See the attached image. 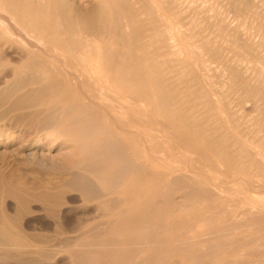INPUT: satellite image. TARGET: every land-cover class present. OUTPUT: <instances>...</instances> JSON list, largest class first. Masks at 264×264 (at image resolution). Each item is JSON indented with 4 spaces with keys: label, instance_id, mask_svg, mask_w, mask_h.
<instances>
[{
    "label": "bare ground",
    "instance_id": "6f19581e",
    "mask_svg": "<svg viewBox=\"0 0 264 264\" xmlns=\"http://www.w3.org/2000/svg\"><path fill=\"white\" fill-rule=\"evenodd\" d=\"M80 1L82 0H0V34H5L4 36H0V40H3L0 42V85L4 84V86L2 87L1 85L2 88H0V105L4 103L6 99H8L7 105L3 110L0 111V119L3 120V117L7 113L13 112L14 110H23L24 108L27 109V107L34 106L40 100V102H42L45 101L47 97L50 99L52 96H54L58 105H48V107L45 108L49 100H46L47 102H43L45 105L41 103L47 110H45L46 112L43 113L44 115L42 114L43 116L40 119L41 121L38 120L40 123V130L41 128L44 130L53 126L55 124V120L58 118L59 121L62 120L63 122L60 123L59 121H56V123H60L59 126L61 124L74 125L76 131L78 130L80 133H82L81 135L84 136V134H86L90 136L89 138L93 137L95 139H93L95 144L93 142L90 143V140V144L88 145L94 144V146L96 145V147H100L99 153L97 154L102 156L99 157L102 158V160L100 159L102 164L100 167L92 166L90 168L94 171L95 175L97 174L96 179L99 177L100 180L101 177L102 180V177H107V179H103L105 181L107 180V182H103L104 184L101 185L102 187L100 186L101 188H98V190H100L98 196L104 195L107 197L109 195V197H107V200L102 197H100L99 200L97 196L95 197L98 199L96 202L97 204L99 202L102 203L101 201L104 199V202L102 203L103 206L105 205L106 208H110V212H108V209H106V212L109 214V217L108 214L106 215L109 218V220H107L108 226L106 223L103 225L104 227L106 225V231L105 229H102L105 231V234L100 235L98 234L100 231H98L96 233L98 235L97 237L92 238V236L89 235L91 237L90 239L83 240L82 242L73 245L70 244L69 247L71 249L67 246L68 248H64L63 251L67 252V249H70L68 252L73 257L72 260L73 262L75 261V264H189L188 262L190 261L187 260L194 262L196 261L199 262V264H205L207 261H209V263L215 261L214 259L210 258L211 256L206 257L209 254H204L206 251L209 253L211 249L210 248L209 251L206 250L207 248L205 245L204 246L206 249L205 252L203 251L204 253L202 255V250H200V247L203 248V245L201 244V246L200 243L202 242L201 240H203V233H206L207 230L205 232L202 230L203 228L200 229V227L208 223V221L211 220L213 216H215L214 214L217 210L215 208L220 206V202L222 201L221 199H224L223 201L227 202V206L230 204L229 201H232V205H239V209L238 207H234L235 210H239V213L247 214L255 211L256 215L261 214L262 217H264V198H259L252 195L253 192H251L252 194H249L251 188L257 192H264V137H261L262 139L260 138V135L264 133L262 132V127H264V54L258 56L254 54L256 53L254 52L253 54L256 55L258 59L255 60L260 64L255 65L253 63L256 61H253V66H249L251 64H243L242 59L244 58L241 59V56L239 59L242 60V63L239 61V59L237 60L233 58L230 60L231 56H229L230 61L227 59L228 56L223 58V54H225V52L221 53V50H219L223 59V71L221 75L226 79L225 80L222 78L223 80L221 81H223V84L227 85L228 87H232L233 82L242 84L238 88L242 89L244 92V98L250 99L253 105L256 107V111L259 115L255 118L253 117L254 115H251L252 117L249 119L250 117L247 118L245 113H242L245 115L236 113V110L234 109H238L239 107L236 108V106L234 109H232L234 105L232 106L229 104L230 100L228 102V99L226 98L227 93H225V91L223 92L222 90H216L210 92L208 86H211V81H214V79L211 78L213 77L212 74H210L211 72H208L209 67L205 64L204 57L202 59L203 52L200 53L201 56L199 55V57L196 55L198 58H196L195 55H192L196 58L194 59V57H191V60L192 58L196 60L195 62L193 60V64L192 61L190 62L187 59L185 60L183 58H177L176 60L170 56L173 58L170 60V63H173L166 67V62H164L163 59L166 58L167 60L168 57H160L158 60L157 52L156 56H151L152 54L150 53H152L154 50V45L156 42H158L156 40L160 34V32L158 34L156 27L160 26L156 25L159 22L155 23V20L153 21L154 17L151 19L150 15L154 14L156 16L158 13L160 14L158 8L157 10L159 12L157 13V10L149 6L151 4L148 5L146 0H93V2L88 5H86V3H89L90 1L87 2L86 0L85 3L83 0L85 5H81ZM147 1L152 3L149 0ZM239 1L241 0H238L237 3ZM247 1H244L248 3L247 6L252 1V4H255L254 0L250 2ZM260 1H262L264 4V0ZM129 2H132L133 4L136 3L137 6V2H140V6H138L139 9L132 7L134 10L138 9L134 12L135 17L132 16L133 14L131 15L133 9L132 11L126 10L127 4ZM157 2H159V0ZM167 2L170 1L167 0L166 3ZM205 2H209L210 4V1L208 0H171L170 13H172L174 19L176 18V20L179 22V17L182 15L187 14L191 16L190 21H188L189 16L187 18L188 20L186 19V22L188 21L191 25L187 28L189 30L188 32L185 31L186 29L183 26V28H181L184 29L183 31L180 28H176L174 26L176 29L174 31L172 30V32L169 34L170 39H172L170 45H172L175 54H181L183 52L186 55L187 52L186 47V52L183 49L184 47L182 48V45L184 44H180L179 41L181 40L179 39L178 41L176 34H185L182 36H187L185 38L189 40V35L186 34L203 35L205 34V31L202 33L203 30L208 29L211 34L213 33L212 35L215 38L216 29L223 36H228L235 31L236 35L232 34L234 38L229 35L231 39H235L234 42L244 38V35H238L241 29L238 30L239 27H237V29L236 26H233L236 23H229L230 20L227 15V11L223 10L224 7L222 10L220 9L222 6L221 1H217V3L221 5L219 8L220 10L216 9L217 7L215 8L216 1L215 5L211 2L209 8H206L208 4L205 5ZM242 2H239L240 5H242ZM136 4L134 5L136 6ZM216 6L219 5L217 4ZM238 6L239 5L236 6L237 9ZM243 6H246V4L242 5V7ZM256 6L259 5L255 4V7ZM261 6L263 7V5ZM261 6L259 8H261ZM242 7L239 6L237 12L244 8ZM259 8L256 10H260ZM208 10L211 12L207 13L206 11ZM243 10V12H246L245 8ZM262 10L264 9H261V11ZM165 12L166 10L162 13L165 14ZM256 12L259 15L258 17H262V19H264V11L261 13H259V11ZM256 12L254 13L257 14ZM238 13L240 14L242 12ZM250 13L251 12H249V14ZM159 14L157 16L160 17ZM168 16L166 18H168ZM184 17H186V15ZM243 17L240 20L239 16L238 20L243 22L246 20L245 18L243 20ZM254 17L251 16V18ZM142 19L147 22L146 25L139 24L143 22ZM182 19L183 18L180 20ZM256 21L254 18L253 22ZM262 21L264 23V20ZM153 22L155 23L156 27L153 25ZM173 22H175V25L176 23L178 25V22ZM173 22L171 21V24ZM182 22H184V20ZM240 22L239 24L244 26L243 23H245V21L243 23ZM254 24L253 28L251 29H254ZM258 25L260 26L261 23ZM258 25L257 28L255 26V32H260L258 33L259 35L261 34V31L259 30L262 28H258ZM239 26L242 27L241 25ZM169 28L170 27H168V29L166 28L167 31L170 30ZM243 29H245V27ZM237 31L239 32L237 33ZM251 33L253 34L254 32L251 31ZM10 34H17L21 36V44L24 49L19 50L17 55H14L12 53L13 51L10 50L12 40H14L12 39L14 36L12 37ZM81 34H85V36L86 34H89L88 37L90 34H93L94 39L92 38L91 40L89 38L82 37L83 35L81 36ZM99 34H112V41L110 43L106 42L105 38L98 36ZM245 36L247 35L245 34ZM163 37L166 38L168 35L165 36L164 34ZM230 37L228 38L229 40ZM160 38L161 40L163 39L162 37H159V39ZM201 38L203 37L198 39ZM192 40L186 42L193 44V41L197 39L194 38V40ZM210 40L212 41V39ZM246 40H250V42L246 41V44L251 48V51L264 48V34H261L259 41L256 40L255 42L253 39L254 42H251L250 36L249 38H246ZM203 42L204 46H207L205 39ZM224 42L225 41L220 44L224 45ZM235 43L233 44L235 45ZM201 44H203L202 41ZM162 45L167 46V44ZM196 45L199 44L196 43L193 48L196 49V47H198ZM234 45L233 48L235 50L236 47H234ZM189 46H191V44ZM202 47L203 45L201 48ZM213 47L214 46H212V48ZM201 48L198 49L197 52H199ZM207 48L208 49L205 50L209 51L211 49V54V52H213L212 48ZM245 48L247 47L245 46ZM202 49L204 50V48ZM243 51L241 49V52ZM251 51L249 49L247 52ZM188 53H190V50H188L187 54ZM215 53L216 50L214 55H216ZM191 54H194V51ZM188 55L191 56L190 54ZM218 57L217 58L220 60L221 56ZM253 57L256 58L255 56ZM187 58L190 59V57ZM246 60L247 59H244L245 62ZM13 62L16 63V65H11ZM72 62H75V64L78 65L77 69L79 68V72H75L69 68L70 63ZM160 63L163 65L160 66ZM218 63L221 64L220 61ZM219 67L221 66L219 65ZM210 68H212V66ZM218 68L217 71L220 69ZM31 70L37 72V74L33 76L30 74L32 72ZM85 80L94 84L96 88V93L94 92L95 94L87 93L88 91H86V88L89 87L84 89L83 85ZM215 83L216 82H214V84ZM32 84L36 85L35 88L33 87L34 89H25L26 91L22 93L19 92L20 94L17 92L21 90V88H26L25 86ZM217 85L216 89L220 87ZM233 87L235 89L237 88V86L235 87L234 85ZM16 92L18 93L16 96L12 95ZM233 92L235 93V91ZM239 92L240 91H238L237 96L235 95L236 97L241 95ZM228 93L230 94L232 92ZM46 94L50 95L48 96ZM213 94L216 96V98L210 96ZM10 95H12V97H10L11 100H9ZM14 96L15 98H13ZM54 97H52L50 101H53ZM97 97L101 99H98ZM232 97L230 99L235 98ZM107 98L109 99L107 100ZM238 99L241 100L240 98ZM56 101L54 102L56 103ZM137 102H142V106H139ZM241 102L243 101L241 100ZM242 105L244 104L242 103L241 106ZM248 105L251 106L250 104ZM35 107L36 106L32 108ZM37 107L39 109L42 107V105ZM240 109L243 108L241 107ZM19 110L17 111L19 112ZM35 110L30 111L31 113L37 114ZM41 110L42 108H40L39 113ZM251 111H253V113L255 112V110H252V108ZM14 113L16 115L19 114H17L16 111ZM25 113L23 112V114ZM26 114H28V117L31 115L29 112ZM21 115L19 116L21 117ZM260 115L261 117H259ZM10 117H14L13 120L16 119L15 116L12 117V114ZM10 117H8V119H10ZM7 120L5 121L7 122ZM17 120L18 118L16 121ZM10 121L12 123L11 119L9 122ZM23 122L24 121L20 122V125H22ZM151 125H155V132L153 134L146 132V130L149 131V129H151ZM56 126H58V124H56ZM148 127L150 128L147 129ZM56 128L55 130H57ZM63 129H65V127ZM72 132L74 133L75 131ZM61 133L62 132L60 131V136H62ZM80 138L79 140H81ZM87 138L82 137V139ZM74 141L78 142V139L76 140L74 137ZM84 141V143H86V140ZM157 143L160 145L159 148H156V145H154ZM139 145H141V148H139ZM83 148L84 147H82L80 150L82 151ZM86 148H84L85 152H88V147ZM80 156L82 157V155ZM79 160L80 158H78L77 161L79 162ZM85 160L89 162L91 158L87 159V157H85ZM93 161L96 162V160ZM73 162L76 163L75 161L70 163ZM85 162L86 161L80 163L84 164ZM75 166L77 167L78 165L76 164ZM82 166L83 165H81V167ZM88 166L91 165L88 163ZM84 168L82 167V171ZM207 170L211 172V175L205 173ZM86 174L88 173L86 172ZM86 174L81 176H83L85 181L91 180L92 182V179H88V175L86 176ZM74 175L75 177L69 182L70 185L72 184L70 188L73 189L74 187V190L77 187L76 189L80 188L79 190L82 189L88 193L86 190L94 188V184H97L98 182L95 180L96 182H94L93 185L91 182H88V184L91 183L93 187H91V185L87 186L88 184L85 183L81 176H76L75 172ZM90 176L93 178L92 175ZM63 178L66 179V177ZM86 178L88 180H86ZM228 179L234 181L232 186L224 185ZM43 183L45 184L44 181ZM96 184L95 188L98 187ZM47 185L45 187H48ZM64 190L62 192H64ZM46 191L47 192L43 191L41 193V199L47 201V203L49 202L50 204H58L61 199L60 195H62V192L60 193L61 190H54L53 192H48L49 190ZM89 191L92 193L93 189ZM85 192L81 195H85ZM94 193L97 194V191ZM85 197H88L89 199V195H85ZM96 198L94 199V197H92L94 200H96ZM85 201L86 200L84 199L83 202ZM100 207L101 206H99V209ZM57 208L58 207L55 209ZM95 208L96 207L94 206L93 209ZM55 209L54 215L56 214ZM104 210L105 209H102V211ZM227 210H229V208H227ZM51 213H47V215H53V213ZM102 213L106 214L105 212ZM58 214L59 213L56 215ZM184 215L186 216L184 217ZM217 217L219 218V216ZM103 218H105V216ZM102 219L101 221L103 223L104 220ZM226 219L223 221L224 223ZM249 219L252 218L249 217ZM240 220L241 218H239L237 221ZM11 221L12 222L9 223L3 219H0V249L5 248L9 249L10 252L12 250L15 251V253H20L21 250L23 251L29 248L30 244H32L30 241H33L35 234H31L30 231V233H22V231L16 229V223L14 224L13 220ZM53 222V224H55V221ZM213 222L214 221H212V223ZM228 224V226H230V223ZM197 225L199 228H193ZM244 225H242L244 228L249 226L248 222L246 223L247 226ZM252 225L257 224L253 223L249 227L251 228ZM232 226L234 225L232 224ZM48 227L49 226H46V228ZM240 227L241 226L236 228L237 232L240 231L239 229L242 231L243 227ZM54 228L52 230H54ZM205 228H207V226H205ZM256 228L257 233H261L259 231V227L255 226V229ZM57 229L58 228H56V231ZM191 230H193V232ZM227 230L224 231L226 232ZM248 231L249 232L247 233L242 231L241 236H247L248 233L252 234L250 230ZM71 232V235L75 234H72ZM215 232L218 233V231ZM234 232L235 231H232L230 233L232 234ZM51 233L52 232L49 234ZM208 233L207 234L210 235V237L213 235L210 234V232ZM255 234L256 232L254 233V237L249 238L254 239L256 237ZM219 235L220 234L218 233V236ZM233 236V238L231 237L232 240L236 235L233 234ZM261 236L263 237V235ZM58 237L62 236L58 235ZM223 237L220 238L224 240ZM229 237L230 236H228V238ZM238 237L235 240H237ZM246 238L248 239V237ZM260 238L261 237L258 236L256 241H258ZM210 239L212 240V237L209 239L207 238V240ZM225 239L228 240L226 237ZM244 239L245 238H243V240L240 242L228 240L230 241L231 245L229 244L226 246L227 248L224 249V255L230 258V256L235 253L241 254V256L236 258L238 260L240 257H242V254H253V252H249L251 251L249 250V246L251 243H253V241L251 242L250 239ZM262 241L264 240H261V242ZM214 243L215 242H213L212 245H214ZM33 245L34 244H32L31 247ZM49 245H51V243ZM198 245H200V247H197ZM263 245L264 244H262V246ZM34 246L37 247V245ZM44 246V249H48V251L45 253V251L41 249L42 247L40 248L41 251L43 250L45 253L39 255L40 257L42 256V258L39 257L40 260L46 259L50 260L48 261L50 264H57V260L55 259L61 253V249L56 245H51L52 247L48 246L47 249V245ZM216 247H218V245H216ZM34 248L32 250H34ZM221 251L223 250L221 249ZM37 252L39 253L40 251ZM212 252L214 253L213 250ZM219 252L217 254H220ZM254 256L256 257V255L253 254V257ZM2 257L4 256H1L0 258L3 260L6 259L5 257V259ZM208 258L210 259L208 260ZM220 258L222 257L220 256ZM242 258V261H244L245 258ZM222 260H220V264ZM246 260L250 259L248 258L245 259V261ZM237 262L241 263V259ZM237 262L235 261L234 264ZM251 263H253V261Z\"/></svg>",
    "mask_w": 264,
    "mask_h": 264
},
{
    "label": "rangeland",
    "instance_id": "374dc122",
    "mask_svg": "<svg viewBox=\"0 0 264 264\" xmlns=\"http://www.w3.org/2000/svg\"><path fill=\"white\" fill-rule=\"evenodd\" d=\"M90 1V2H89ZM150 2H152V3H149L147 0H146V2H147V4L149 5V4H151V5H149V6H151L152 8H155L156 10H157V8H158V10L160 11V14L158 13L159 11L157 10V13L160 15V17L162 18V20H161V18L159 17V16H155L154 14H152V15H150V18L152 19L153 17V21L155 22V23H157V22H159L158 24H156L157 26L159 25L160 27H156V25H155V23L153 22V25H155V27H156V29L158 30V34H159V32H160V34L158 35V38H157V40L156 41H158V42H156V44L154 45V50L152 51V53H150V54H152L151 56H156V52L158 53L157 54V59L159 60V58L160 57H168L167 58V60H166V58L165 59H163L164 60V62H166V64H165V67L166 66H168V65H170V64H172L173 62H171L170 63V60H172L173 58H175L176 60H177V58H179V59H187V60H189L190 62L192 61V64L196 61V60H194V59H196V58H198L199 57V55L201 56V54L200 53H202V59H203V57H204V59H205V64L209 67V70H211V71H209L208 70V72L210 73V74H212V76L213 77H211V78H213L214 79V81L212 80L211 81V83L212 84H210L211 86H208V88H209V90H210V92L212 91H216V90H222L223 92L225 91V93H227V95H226V98L228 99V102H229V100H230V105H234L233 107H232V109H234V107H236V108H238V109H234V110H236V113L238 114H240V115H245L247 118L248 117H250L249 119H251V117L253 116L254 118L256 117V116H258L259 114L257 113V111H256V107H255V105H253V103H252V101L250 100V99H248V98H244V95L245 94H243L244 92L242 91V89H240V88H238V87H240L242 84H238V83H236V82H233V84H232V87H228L227 85H224L223 84V81H221V80H223V79H225L224 77H222V75H221V73H222V71H223V66H222V61H223V59H222V54H220V51L219 50H221V53H223V52H225V54H223V58H225L226 56H228L227 57V59L229 60V56H231V58H230V60L231 59H233V58H235V59H239V57L242 59V58H244V59H247L246 60V62L244 61V59H242L243 60V64H246V65H249V64H251V65H249V66H253V64H255V65H259L260 63L258 62V61H256V60H258L257 59V57H256V55H258V56H260L261 54H264V52H262V51H264V50H262V49H264V48H259V49H255V50H252L251 51V48L246 44V41L248 42H250V40H246V38H249V36H250V39H251V42H254V40H255V42H256V40H258L259 41V39H260V36H261V34H264V31H263V29H264V23H263V21L262 20H264V19H262V17H258L259 15H258V13L256 12V11H259V13H261V12H263L264 10H262L261 11V9H264L263 7H264V4H263V2L262 1H260V0H254V2H255V4H258L259 6H256L255 7V4L253 3L252 4V0H248L249 2L250 1H252V2H250L249 3V5H251V6H247V4L248 3H246V2H244L245 0H243V2H242V0L241 1H239L240 3L242 2V5H244V4H246V6L248 7H246V6H243L244 8H245V11L246 12H243L244 10V8L242 7V5H240V3L238 2L237 3V1L238 0H233V1H231V0H224V2H223V0H215L216 1V5L218 4L219 6H216L215 5V1H211V0H208V1H210V4H211V2L212 3H214V5H215V8L216 9H219L220 8V6H221V10H222V8H223V10H226L227 11V15H228V17H229V20H230V22L229 23H231V24H235V25H233V26H236V28L237 27H239V29L238 30H244V31H241L240 30V32H242V33H240L239 31H237V33H238V35H240V36H242V35H244V38H245V40H244V38L243 39H240L239 41H235L234 42V40L235 39H231V37L232 38H234L233 37V35L232 34H234V35H236V33H235V31H234V33L232 32V34H227L228 36H223L218 30H216L215 29V33H216V37L214 38V36L211 34V32H209V30L207 29V30H203V32L202 33H204V31H205V34H186V35H189L188 36V38H189V40L187 39V38H185V37H187V36H182V35H185V34H176V38L178 39V41H179V39L181 40V41H179L180 42V44L182 45V43L184 44V45H182V48L184 49V51H185V49H186V51L188 52V50H190V53H188V54H190L191 56H189L188 54H187V52H186V55H185V53H181V54H175L174 53V51H173V47H172V45H170L171 44V40L172 39H170V37H169V34L172 32V30L174 31L176 28H185L186 30L185 31H189L187 28L189 27V26H191L190 25V23L188 22V21H190L191 19V16L190 15H187V14H184V15H182L181 17H179V22L176 20V18L174 19V17L172 16V13H170L171 12V0H169L170 2H167L168 3V9H167V3H166V1L167 0H159V2H157L158 0H149ZM161 1V2H160ZM217 1L218 2H222L221 3V5L219 4V3H217ZM247 1V0H246ZM247 1V2H248ZM257 1V2H256ZM260 2V4H259V2ZM84 2L86 3V0H84ZM83 2V0L82 1H80V3H81V5H85V3ZM87 2H89V3H86V5H88V4H90V3H92L93 2V0H87ZM96 2V1H95ZM138 3V6H140L139 4H140V2H137ZM156 3H157V5H156ZM160 5H159V4ZM166 3V4H165ZM170 3V4H169ZM237 3V4H236ZM244 3V4H243ZM131 4V5H130ZM134 4H136V3H134ZM132 2L130 3H128L127 4V7H126V10H128V11H132V9L134 8V7H136V8H138L139 9V7L137 6V4H136V6L134 5ZM164 4H165V7H164ZM206 4H208V6H206V8L208 7L209 8V6H210V4H209V2H205V5ZM227 4V5H226ZM229 4V5H228ZM235 4V5H234ZM134 5V6H133ZM152 5H154V6H152ZM158 5H159V7L160 6H163V7H160V9H159V7H158ZM237 5H239V6H241L243 9H240L241 11H238V12H242V13H238L237 12V10L239 9V6H238V9H237ZM261 5H263V7L261 6ZM129 6V7H128ZM253 6H254V8H255V10H254V8H253ZM261 6V8H259ZM133 7V8H132ZM232 7V8H231ZM236 7V8H235ZM128 8V9H127ZM170 8V9H169ZM247 8V9H246ZM260 9V10H256V9ZM130 9V10H129ZM138 9H135V10H138ZM163 9H165L166 10V12H165V14L164 13H162V12H164L165 10H163ZM219 9V10H220ZM135 10L133 9V11L131 12V15L133 16V17H135V15H134V12H135ZM243 10V11H242ZM251 10V11H250ZM253 10V11H252ZM167 11H168V13H167ZM209 11V10H208ZM206 11L207 13H210L211 11ZM249 12H251L250 14H249ZM254 12H256L257 14H255ZM244 13V14H243ZM250 15H248V14ZM136 14V13H135ZM161 14H163V15H161ZM169 16H168V15ZM242 14H243V16H242ZM252 14V15H251ZM255 14V15H254ZM186 15V17H184ZM165 16V17H164ZM168 16V18H166ZM172 16V17H171ZM188 16H189V18H188ZM239 16H240V20L242 19V17H243V20H244V18L247 20V21H250V22H247L246 20H244L245 21V23H243V22H240V20H238L239 19ZM242 16V17H241ZM246 16V17H245ZM247 16H248V18H247ZM251 16H255L254 18H255V21L256 22H253V19L254 18H251ZM258 18H257V17ZM144 17V16H143ZM165 19H164V18ZM157 18V19H156ZM181 18H183L182 20H180ZM189 20H188V19ZM251 18V19H250ZM257 18V19H256ZM261 18V19H260ZM158 19H160V20H158ZM171 19V20H170ZM174 19V20H173ZM186 19L188 20L187 22H186ZM250 19V20H249ZM143 20V19H142ZM156 20H158V21H156ZM168 20V21H167ZM184 20V22H182ZM170 21V22H169ZM171 21L173 22V21H176V22H178V25H177V23H176V25H175V22H173L172 24H171ZM235 21V22H234ZM262 21V22H261ZM144 22V23H143ZM143 22H141V23H139L140 25H146L147 24V22L145 21V20H143ZM163 22H164V24H163ZM234 22V23H233ZM239 22L240 23H243V25L244 26H242V24H239ZM248 24H247V23ZM253 22V23H252ZM257 22H258V24H260L261 23V25L259 26L258 24H257ZM260 22V23H259ZM170 23V24H169ZM182 23V24H181ZM185 23V24H184ZM187 23V24H186ZM206 23V22H205ZM249 23H251V24H249ZM254 23H256V24H254ZM163 24V25H162ZM184 24V25H183ZM208 24V23H207ZM210 24V23H209ZM246 24V25H245ZM253 24H254V29H251V28H253ZM263 24V25H262ZM239 25H241L242 27H240ZM249 25V26H248ZM250 25H251V27H250ZM257 25H258V28L260 27V29L261 30H259V31H261V34H259L258 35V33H260V32H255V26H256V28H257ZM167 26V27H166ZM176 28H175V27ZM181 26V27H180ZM183 26V27H182ZM263 26V27H262ZM168 27H170L169 29L171 30H169V31H167V29H168ZM245 27V29H243ZM248 27V28H247ZM167 28V29H166ZM182 31L184 30V29H181ZM194 30H196V29H194ZM252 32H254L253 34L251 33V31ZM166 31H167V34H166ZM206 31H208V32H206ZM246 31H247V33H246ZM249 31V32H248ZM245 32V33H244ZM263 32V33H262ZM209 33V34H208ZM214 33V34H215ZM218 33V34H217ZM164 34H165V36H167L168 35V37H163L164 36ZM245 34L247 35V36H245ZM250 34V35H249ZM252 34V35H251ZM5 34H0V36H4ZM6 35H8V34H6ZM13 38L12 39H14V40H12V44H11V47H10V50H12L13 52V54L14 55H17L18 54V51L19 50H22V49H24V47H22V42H21V36L20 35H17V34H10ZM83 35V36H82ZM88 35L89 34H86V36H85V34H81V36L82 37H86V38H89V39H91L92 40V38L94 39V35L93 34H90V36L88 37ZM172 35V34H171ZM173 35H175V34H173ZM208 37H207V36ZM92 36V37H91ZM98 36H101V38H105L106 39V42H108V43H110L111 41H112V38L111 37H113V35L112 34H99ZM107 38H106V37ZM108 36H109V39H108ZM182 36V37H181ZM196 36V37H195ZM198 36V37H197ZM203 37V38H201V39H198V38H200V37ZM204 36H205V38H204ZM159 37H162L163 39L161 40V38L159 39ZM179 37V38H178ZM230 37V40L228 39ZM259 37V38H258ZM194 38L195 39H197V40H194ZM207 38V39H206ZM214 38V39H213ZM218 38V39H217ZM225 38V39H224ZM108 39V40H107ZM195 41H193V40ZM204 39L206 40V44H207V46H204ZM210 39H212V41L210 40ZM217 39V40H216ZM254 39V40H253ZM170 42H169V41ZM193 41V44L192 43H188L189 41ZM214 40H215V43L218 45V48H217V45L214 43ZM222 40V41H221ZM231 40H233V41H231ZM237 40V39H236ZM244 40V41H243ZM3 40H0V42H2ZM184 41V42H183ZM186 41H188V42H186ZM197 41H199V42H197ZM201 41H202V43L203 44H201ZM221 41V42H220ZM223 41H225L224 42V45H222V44H220V43H222ZM228 41V42H227ZM231 41V42H230ZM20 42V43H19ZM159 42H161V43H159ZM235 43V45L233 44V43ZM169 43V44H168ZM196 43H198L199 45H196V46H198V47H200L201 48V46L203 45V47L202 48H204V50L201 48V52L199 51V52H197L198 51V49H200V48H198V47H196V49L195 48H193L194 47V45L196 44ZM213 43V44H212ZM232 43V44H231ZM240 45H242V46H240ZM244 45H243V44ZM161 44V45H160ZM162 44H167V46L166 45H162ZM191 44V46H189ZM205 44V45H206ZM209 44V45H208ZM212 44V45H211ZM156 45H157V47H156ZM158 45H159V47H158ZM216 45V46H215ZM220 45H222V46H220ZM226 45V46H225ZM233 45H234V47H236L235 48V50H234V48H233ZM212 46H214L215 47V49H214V47L212 48ZM223 46H224V48H223ZM232 46V47H231ZM245 46L247 47V48H245ZM166 49H165V48ZM186 47V48H185ZM192 49H191V48ZM207 47H211L212 48V51L213 52H211V54H210V51H211V49L207 52L205 49H208ZM221 49H220V48ZM226 47H228V48H226ZM241 47V48H240ZM168 48V49H167ZM217 48V49H216ZM226 48V49H225ZM231 48H233V49H231ZM240 48V49H239ZM160 49V50H159ZM163 51H162V50ZM194 49V50H193ZM224 49V50H223ZM230 51H229V50ZM238 49V50H237ZM241 49H242V51L243 52H241ZM250 49V51L251 52H247L248 50ZM15 50V51H14ZM156 50V51H155ZM166 50H169V51H166ZM192 50V51H191ZM215 50H216V55H214V52H215ZM226 50V51H225ZM247 50V51H246ZM259 50V51H258ZM163 53H162V52ZM194 51V54H191L192 52ZM218 51H219V53H218ZM246 51V52H245ZM258 51V52H257ZM198 54H197V53ZM254 52H256V53H254ZM173 53V54H172ZM235 53V54H234ZM256 54V55H254V54ZM258 53V54H257ZM154 54V55H153ZM163 54V55H162ZM217 54H219V55H217ZM173 55H175V56H173ZM184 55H185V57H184ZM192 55H195V57H196V55H198V57H194V56H192ZM204 55V56H203ZM170 56H172L173 58H171ZM177 56V57H176ZM190 57V59H188L187 57ZM218 56H221V59L219 60L218 58ZM237 56V57H236ZM253 56H255L256 58H254ZM191 57H194V59L192 58V60H191ZM218 57V58H217ZM253 57V58H252ZM156 58V57H155ZM256 59V60H255ZM162 60V59H161ZM160 60V61H161ZM162 60V61H163ZM193 60H194V62H193ZM229 60V61H230ZM242 60H240L239 59V61L242 63ZM251 60V61H250ZM221 62V64H219L218 62ZM249 61H250V63H249ZM253 61H256V62H254L253 63ZM258 62V63H257ZM53 63V62H52ZM248 63V64H247ZM253 63V64H252ZM161 64V63H160ZM11 65H16V63H14L13 62V64H11ZM163 64H161L160 66H162ZM219 65L221 66V67H219ZM212 66V68H210ZM77 67H78V65L77 64H75V62H72V63H70V65H69V68L71 69V70H73V71H75V72H79V68L77 69ZM164 67V66H163ZM162 67V68H163ZM220 69H219V68ZM216 68V69H215ZM217 68L219 69V71H217ZM212 69H214V70H212ZM32 72L30 73V74H32L33 76L35 75V74H37V72H35V71H33V70H31ZM218 72V73H216V72ZM214 74H216V75H214ZM218 74V75H217ZM221 76V77H220ZM216 77H218V78H216ZM216 78V79H215ZM223 78V79H222ZM216 80V81H215ZM226 80V79H225ZM214 82H216L215 84H214ZM88 83V84H87ZM89 83H90V85H89ZM217 83H218V85H217ZM222 83V84H221ZM221 84V85H220ZM238 84V85H237ZM2 85V87L4 86V84H1ZM1 85H0V88H2L1 87ZM35 84H32V85H28V86H25L26 88H21V90H19V91H17L18 93L20 92V93H22V92H24V91H26L25 89H27V90H30V89H34L35 87H36V85L34 86ZM216 85L217 86H220V87H218V89H216L217 87H216ZM233 85L236 87L237 86V90L238 89H240V90H238V91H240L239 92V94H241V95H243V96H241V95H238V97H236L237 96V94H238V91L233 87ZM93 86V87H92ZM224 88H223V87ZM30 87H32V88H30ZM34 87V88H33ZM83 87H84V89L86 88V87H89V88H86V91H88L87 93H90V94H95L96 93V88H95V86H94V84L93 83H91L90 81H87V80H85V82H84V85H83ZM212 88V89H211ZM215 88V89H214ZM223 88V89H222ZM231 89V90H230ZM23 90V91H22ZM233 91H235V93L233 92ZM236 91H237V94H236ZM14 93V94H12V95H15L16 96V94H18V93ZM95 92V93H94ZM228 92H232V93H228ZM242 92V93H241ZM19 93V94H20ZM234 93V94H233ZM212 94V93H211ZM231 95V96H229V95ZM232 94H233V97H232ZM12 95H10L9 96V100H11V98L10 97H12ZM46 95H48V94H46ZM50 95V94H49ZM48 95V96H49ZM123 95V94H122ZM236 95V96H235ZM15 96L13 97V98H15ZM210 96H212L213 98L215 97L216 98V96H214V94L213 95H210ZM239 96H241V97H239ZM46 97V96H45ZM44 97V98H45ZM52 97H54V96H52ZM51 97V98H52ZM236 98V100H235V98L234 99H230V98ZM12 98V99H13ZM48 98V99H47ZM46 99H45V101H42V102H38V103H36L34 106H36L35 108H32V107H34V106H30V107H27V109L26 108H24L23 110L22 109H17V110H19V112L17 111V110H14L13 112H10V113H7L5 116L7 117V119H8V117H10V115L12 114V117L13 116H15V118L17 119L18 118V122L16 121V119L15 120H13V118H11L10 117V119L12 120V123H11V121L9 122V120L10 119H6V117L4 118L3 117V120L2 119H0V219H3V220H5V221H7V222H9V223H11L12 221L11 220H13V223L15 224V227H16V229H18V230H20V231H22V233H30L31 232V234L32 233H34L35 234V238L33 239V241H30L31 240V238H30V242L32 243V244H34V245H37V247L36 246H32L31 247V245L32 244H30V246H29V248H27L26 250H21V254L18 252V253H15V251H12L11 250V252H10V250L9 249H5V248H3V249H0V257L1 256H4V257H2V258H4L5 260H3V259H1L0 260V264H50L48 261H50V260H46V259H43V260H40V258H42V256L40 257L39 255H41V254H43L44 252H43V250L45 251V253H47V251H48V246L49 247H52L53 245H56L57 247H59L60 249H61V253L56 257V259L55 260H57L56 262H57V264H75L74 262H73V260H72V256L70 255V253L68 252L71 248L69 247V245L70 244H76V243H80V242H82L83 240H88V239H90L91 237L90 236H92V238H94V237H97L98 235L96 234L98 231H103L102 229H105V231H106V225L108 226V222H107V220H109V214L106 212L107 210L106 209H108V212H110L109 210H110V208L109 207H105V205L103 206V202H104V199H102L103 201H101L102 203H100L99 201V203L97 204L96 202H97V200L99 199L100 200V197H102V198H105V200H107V197H109V195L107 196V197H105L104 195H99L98 196V194H99V192H100V190H98V188L100 189L102 186L101 185H103L104 183H106L107 182V180L105 181V180H103V179H107V177L105 178V177H102V180H101V177H100V180H99V177H98V179H96L97 177V174L95 175L94 174V171L90 168V167H92V166H94V167H100L101 166V164H102V162H101V160H102V158H99V157H102V156H99V154H97V153H99V150H100V147H96V145L94 146V144H95V141L93 142V137L92 138H89L90 136H88V135H86V134H84V136L87 138V136H88V138L87 139H82V137L83 138H85L83 135H81L82 133H80L78 130L76 131V129L74 128L75 126L74 125H72V124H61L60 126H59V124L62 122V120H60L59 121V119L57 118L56 120H55V126L53 127V126H51V127H49V128H46V129H48V130H46V129H44V130H42V128H41V130H40V123H39V121H41L40 119L42 118V116L44 115L43 113L44 112H46L45 110H47V109H45V108H47L48 107V105L49 106H56V105H58V103H57V101L55 100L56 98L54 97L53 98V101H50L51 100V98L49 99V97H47ZM98 99H101V98H99V97H97ZM122 98H123V96H122ZM238 98H240L243 102H241V100H239ZM243 98V99H242ZM109 98H107V100H108ZM42 100H43V98H42ZM49 100V102L47 103V105L45 106V108H44V103L43 102H47V101ZM234 100V101H233ZM237 100H238V102H239V104H238V102H237ZM249 100H250V102H249ZM7 101H8V99H6V101L4 102V103H2L3 104V107H2V104L0 105V111L1 110H3L4 109V107L7 105ZM54 101H56V103L54 102ZM237 102V103H236ZM41 103H43V104H41ZM52 103V104H51ZM138 104H139V106H142V102H137ZM244 104V105H246V106H244V105H242L241 106V104ZM236 104V105H235ZM248 104H250L251 106H249ZM39 105H42V107H40V108H42V110L40 111V113H39V110H40V108L38 109V107L37 106H39ZM250 107H248V106ZM243 108V109H240V108ZM245 108V109H244ZM251 108H252V110H255V114L253 113V111H251ZM255 108V109H254ZM35 109H38V110H35ZM247 109V110H246ZM250 109V110H249ZM31 114L29 117L27 116L28 114H26V113H28L27 111ZM32 110H35V112H37V114H38V116H37V114L36 113H31V111ZM239 112H238V111ZM241 110H243V111H241ZM16 111V113L18 114V115H16L14 112ZM251 113H250V112ZM23 112L26 114H23ZM242 113H245V114H242ZM15 114V115H14ZM23 116H22V115ZM43 114V115H42ZM249 116H248V115ZM19 115H21V117H23V118H21ZM25 115V116H24ZM39 115H41V116H39ZM252 115V116H251ZM18 116V117H17ZM26 117H28V118H26ZM259 117H261V115L259 116ZM21 118V119H20ZM26 118V119H25ZM20 119V120H19ZM253 119V118H252ZM5 120H7V122L5 121ZM31 120V121H30ZM39 120V121H38ZM16 121V122H15ZM22 121H24L23 123H22V125H20V122H22ZM56 121H59V122H57L56 123ZM2 123V124H1ZM7 123V124H6ZM8 123H10V124H8ZM19 123V124H18ZM26 123V124H25ZM34 125H33V124ZM63 123V122H62ZM56 124H58V126H56ZM4 125V126H3ZM17 125V126H16ZM20 125V126H19ZM24 125V126H23ZM68 125V126H67ZM70 125V126H69ZM6 126H9V127H6ZM29 126V127H28ZM62 126H64L65 127V129H63L64 127H62ZM155 125H151L150 127H151V129H149L150 127H148L147 129H149V131H147L146 130V132L148 133H151V134H153L154 132H155V127H154ZM37 127V128H36ZM57 127V128H56ZM72 127V128H71ZM5 128V129H4ZM8 128V129H7ZM35 128V129H34ZM55 128L57 129V130H55ZM62 128V129H61ZM68 128V129H67ZM154 128V129H153ZM37 129V130H36ZM39 129V130H38ZM54 129V130H53ZM71 129V130H70ZM146 129V128H145ZM262 132H264V127H262ZM46 130V131H45ZM64 130V131H63ZM65 130H67V131H65ZM23 131V132H22ZM40 131H44V132H40ZM47 131H49V132H47ZM60 131L62 132L61 133V135L62 136H60ZM72 131H75L74 133L72 132ZM151 131V132H150ZM59 132V133H58ZM72 132V133H71ZM47 133V134H46ZM52 133V134H51ZM64 133H66V134H64ZM79 133V134H78ZM77 134V135H76ZM264 133H262L261 135H260V138L262 137H264V135H263ZM64 135V136H63ZM69 136V138H68V136ZM67 138H66V137ZM80 136H81V138H80ZM39 137V138H38ZM74 137L76 138V140L78 139V142H76V141H74ZM43 138V139H42ZM79 138L82 140H79ZM261 138V139H262ZM60 139V140H59ZM84 140H86V143H84L85 141ZM89 140V141H88ZM90 140H91V142H90ZM95 140V139H94ZM264 140V139H263ZM62 141V142H61ZM74 141V142H73ZM33 142V143H32ZM60 142V143H59ZM94 143V144H91V145H88V144H90V143ZM40 143V144H39ZM73 143V144H72ZM77 143H78V145H77ZM82 145H81V144ZM34 144V145H33ZM66 144V145H65ZM158 144V143H157ZM157 144H154V145H156V148H159L160 147V145L158 146ZM30 145V146H29ZM77 145V146H76ZM85 145V146H84ZM80 146H81V148H80ZM91 148H90V147ZM77 147V148H76ZM82 147H84V148H86V147H88V152H85V149L83 148V150L81 151L80 149H82ZM90 148V149H89ZM139 148H141V145H139ZM87 149V148H86ZM30 150V151H29ZM34 150V151H33ZM80 150V151H79ZM91 150V151H90ZM98 150V151H97ZM28 151V152H27ZM77 152V153H76ZM84 152V153H83ZM91 152V153H90ZM88 154H90V155H88ZM80 155H82V157L80 156ZM80 156V157H79ZM87 157V159H90L91 158V160H89V162L87 161V160H85V157ZM78 158H80V160H79V162L77 161L78 160ZM82 158H83V161H82ZM93 158V159H92ZM101 159V160H100ZM93 160H96V162L95 161H93ZM72 161H75L76 163H70V162H72ZM84 161H86L84 164H81L80 162H84ZM91 162V163H90ZM99 162V163H98ZM28 163V164H27ZM78 163H80V164H78ZM86 163H87V165H86ZM88 163H89V165H91V166H88ZM99 165H98V164ZM78 165L77 167L75 166V165ZM94 164H96V165H94ZM81 165H83L82 167L84 168L85 166L87 167H85L84 169H83V171H82V167H81ZM98 165V166H97ZM67 167V168H66ZM81 167V168H80ZM69 168H71V169H69ZM68 169V170H67ZM75 170V171H73V170ZM81 171H80V170ZM94 169V168H93ZM90 170H92V171H90ZM69 171V172H68ZM70 171H72V172H70ZM88 173V174H86V172ZM74 172H75V174H76V176H81V175H85L86 174V176H87V178L88 179H92V182H91V180L89 181L87 178H86V180H88V181H85V179L83 178V176H81L82 178H83V180L85 181V183H87L88 184V182H91L92 183V185L94 184V182H96L95 180H97L98 182H97V184H96V186H98V187H96L95 188V184H94V188H90L89 190H92L93 189V192L91 193V191H89V190H86V191H88V193H86L85 191H83L82 189L81 190H79L80 188H78V189H76L77 187L75 186V185H73V186H75L76 188H75V190H74V187H73V189L72 188H70L71 187V185H70V181L75 177V175H74ZM83 172V173H82ZM19 173V174H18ZM50 173V174H49ZM66 173V174H65ZM206 174L208 173V175H211V172L210 171H206L205 172ZM30 174V175H29ZM38 174V175H37ZM44 174H46V175H44ZM56 174V175H55ZM70 174V175H69ZM92 175L93 176V178L90 176V175ZM95 175V176H94ZM69 176V177H68ZM73 176V177H72ZM85 176V177H86ZM61 177V178H60ZM63 177H66V179H64ZM91 177V178H90ZM95 177V178H94ZM251 177H253V176H251ZM63 180V181H61V180ZM67 179H70V180H67ZM60 180V181H59ZM66 180V181H65ZM94 180V181H93ZM230 179H228V181H226L225 182V184L224 185H226V186H232V184L234 183V181H229ZM43 181L45 182V184L48 186V187H45L46 185L43 183ZM59 181V182H58ZM68 183V184H66V183ZM101 182V183H100ZM104 182V183H103ZM229 182V183H228ZM231 182V183H230ZM91 183H89L87 186H89V185H91ZM58 186H57V185ZM64 184H66V185H64ZM62 185V186H61ZM67 185H69V186H67ZM91 185V187H93ZM51 186V187H50ZM52 186H53V188H52ZM56 186V187H55ZM101 186V187H100ZM18 188V189H17ZM43 189V190H42ZM65 189V190H64ZM69 189V190H68ZM46 190H49L48 192H53L54 190L56 191V190H58V191H60V193L64 190V192H62L61 194L62 195H60V201L58 202V204H50L49 202L47 203V201H44V200H42L41 199V193L44 191V192H47ZM250 190V189H249ZM251 190H252V188H251ZM249 191V194H252L251 192H253V194L252 195H254V196H256V197H259V198H264V192H257V191H254V190H252V191ZM79 191H81V192H79ZM97 191V194L96 193H94V192H96ZM84 192H85V195H89V199H88V197H85V195H81L82 193L84 194ZM39 194V195H38ZM176 195V194H175ZM21 197V199H20V197ZM95 196H97L98 197V199L95 197ZM104 196V197H103ZM39 197V198H38ZM85 197V198H84ZM92 197H94V199L96 198V200H94V199H92ZM63 198V199H62ZM84 199L86 200L85 202H83L84 201ZM93 200V201H91V200ZM19 200V201H18ZM41 200V201H40ZM66 200V201H65ZM222 201L220 202V206H218V207H216L215 209H217V210H219V211H217L216 210V213L214 214L215 216H213L212 218H211V220L212 221H214L213 223H212V221L211 220H209L208 221V223H206V224H204L203 226H201L200 227V229H202V230H204L205 232H206V230H207V232L206 233H203L204 235H202L203 237V240H201L202 242L200 243V245L202 244L203 245V248L202 247H200V245H198L197 247H200V250H202V255H203V253L205 252V249L206 250H208L209 251V249L211 248L213 251H214V253L212 252V250L210 249V251L212 252H210L209 251V253L206 251L204 254L205 255H208V256H206V257H209V256H211L210 258L211 259H214L215 261H213V262H210L209 263V261H207L205 264H214V263H217V264H220V260H225V261H221V264H234V262L236 261H239L240 259H241V263H239V262H237V263H235V264H247L248 262V264H255L256 262V264H264L263 262H264V255H262V254H264V245L262 246V244H264V241H262L261 242V240H264V233H262V232H264V217H262V215H261V217H260V215H256V212L255 211H253L252 213H239V205L237 206V205H232V201H229L230 202V204H228V206H227V202L226 201H223L224 199H221ZM68 201V202H67ZM89 201V202H88ZM22 202V203H21ZM226 202V203H225ZM263 202H264V200H263ZM262 202V203H263ZM60 203V204H59ZM61 203H62V206H61ZM85 203V204H84ZM96 203V204H95ZM210 203H212V202H210ZM214 203V202H213ZM215 203H216V201H215ZM47 204V205H46ZM51 206H54L55 208L56 207H58L57 209H55L54 207H50L49 205ZM69 204V205H68ZM56 205V206H55ZM60 207H59V206ZM78 205V206H77ZM91 205V206H90ZM97 205V206H96ZM230 205V206H229ZM50 208H52V209H50ZM82 206V207H81ZM90 206V207H89ZM94 206L96 207L95 209H93L94 208ZM99 206H101L100 207V209H99ZM223 206V207H222ZM76 207V208H75ZM81 209H80V208ZM92 207V208H91ZM98 207V208H97ZM233 207V208H232ZM234 207H238V209H236L235 210V208ZM46 208V209H45ZM86 208V209H85ZM227 208H229V210H227ZM54 209L56 210L55 211V213L57 214V213H59L58 215H54ZM84 209V210H83ZM102 209H105L104 211H102ZM222 209V210H221ZM234 209V210H233ZM226 210H227V213H226ZM46 211H47V213H51L52 211V213H53V215H47V213H46ZM90 211H92V212H90ZM17 212V213H16ZM102 212H105L106 214H103ZM222 212H224V213H222ZM51 213V214H52ZM219 213V214H218ZM15 214V215H14ZM16 214H17V216H16ZM22 214V215H21ZM100 214V215H99ZM108 214V217L106 216ZM222 214V215H221ZM230 214V215H229ZM243 214H245V215H243ZM249 214H252V215H249ZM219 216V218L217 217V216ZM233 216V218H232V216ZM256 215V216H255ZM105 216V218H103ZM186 215H184V217H185ZM250 218H252V219H249V217ZM255 216V217H254ZM260 218H259V217ZM3 217V218H2ZM54 217V218H53ZM58 217V218H57ZM101 217V218H100ZM217 217V218H216ZM221 217V218H220ZM222 217H223V219H222ZM237 217H239V218H241V220L240 221H237L239 218H237ZM245 217V218H244ZM258 217V218H257ZM8 220H7V219ZM9 218H10V220H9ZM103 218V219H102ZM227 218L228 219V221H227V219H226V221H227V223H226V221H225V223L223 222L225 219ZM244 218V219H243ZM247 218V219H246ZM255 218V219H254ZM101 219L102 220H104L103 221V223H102V221H101ZM215 219V220H214ZM218 219V220H217ZM254 219V220H253ZM81 220V221H80ZM106 220V221H105ZM235 220V221H234ZM244 220V221H243ZM253 220V221H252ZM53 221H55V224H56V226H55V224H53L54 222ZM234 221V222H233ZM251 221H252V223H251ZM233 222V223H232ZM237 222H239V223H237ZM241 222V223H240ZM247 223L248 222V224H249V226L251 225V224H257V225H252V227L250 228L249 226V229H248V227H243L242 225H244V223ZM104 223H106V225H105V227L103 226L104 225ZM218 223V224H217ZM228 223H230V226H228L229 224ZM234 225V226H232V224ZM234 223H236V224H234ZM246 223H245V225H246ZM251 223V224H250ZM224 225V226H222V225ZM67 225V226H66ZM215 225H216V229H215ZM237 227H236V226ZM244 225V226H245ZM46 226H49L48 228H46ZM56 227V228H58L57 229V231H56V228H54V227ZM59 226V227H58ZM74 226V227H73ZM103 226V227H102ZM205 226H207V228H205ZM213 226V227H212ZM221 226V227H220ZM226 226V227H225ZM239 226H241L240 228H242V231H244L245 233H247V232H249L248 230H250L251 232H252V234L251 233H248L247 234V236L245 235H243L244 237H242L241 235H242V231H241V229H239L238 231L239 232H237L236 230V228H238ZM247 226V225H246ZM255 226L256 227H259V231L261 232V233H257V228L255 229ZM66 227H67V229H66ZM211 227V228H210ZM227 228V229H229V230H227V229H225V228ZM233 227H234V230H233ZM54 228V230H52ZM71 228H73V229H71ZM193 228H199V226L197 225V226H195V227H193ZM219 228V229H218ZM222 228V229H221ZM224 228V229H223ZM69 229H71V230H69ZM87 229V230H86ZM107 229H108V227H107ZM214 229V230H213ZM247 229V230H246ZM253 229H254V231H253ZM81 230V231H80ZM224 230H227L228 231V233H227V231L225 232ZM246 230V231H245ZM30 231V232H29ZM48 231V232H47ZM71 231H73V232H71L72 234H74V235H71L70 234V232ZM105 231H103L102 233H100V232H98V234H105L104 232ZM192 232H193V230H191ZM211 231H212V233H211ZM215 231H218V233L220 234L219 236H218V233H216ZM232 231H235L234 233H230V232H232ZM50 232H52L51 234H49ZM69 232V233H68ZM191 232V233H192ZM208 232H210V234H213V235H211V237H212V240L210 239V240H207V238L209 239V238H211L210 237V235H208L209 233ZM243 232V233H244ZM256 232V237L258 238V236H260L261 238L260 239H258V241H256L257 240V238L255 237L254 239H252V238H249V237H254V233ZM39 233H42V234H39ZM56 233V234H55ZM57 233H58V235L60 236H62V237H58V235H57ZM208 233V234H207ZM230 233V234H229ZM244 233V234H245ZM55 234V235H54ZM233 234L234 235H236L235 236V238L232 240V238L234 237L233 236ZM239 235V237H238V235ZM250 234H251V236H250ZM42 235V236H41ZM51 235V236H50ZM65 235H67V236H65ZM90 235V236H89ZM94 235V236H93ZM207 235H208V237H207ZM225 235V236H224ZM249 235V236H248ZM253 235V236H252ZM261 235H263V237L261 236ZM49 236V237H48ZM55 236V237H54ZM103 236V235H102ZM215 237V239H214V237ZM219 238H218V237ZM224 236V237H223ZM228 236H230L229 238H228ZM233 236V237H232ZM100 237V236H99ZM207 237V238H206ZM217 237V238H216ZM223 237L224 238V240L223 239H221V238ZM225 237L228 239V240H231V241H236V242H240L241 240H243V238H245L244 240H248V239H250V241L252 242L253 241V243H251V245L249 246V250H251V251H249V252H253V254L254 255H256V257L254 256L253 257V254L251 253V254H249V255H244V254H242V257H244L245 259H250V260H246L245 261V259H244V261H242V257H240L238 260L236 259V258H238L239 256H241V254H233L232 256H230V258L228 257V256H225L224 255V249H226L227 247V245H231V243H230V241H228V240H226L225 239ZM232 237V238H231ZM238 237V239L237 240H235L236 238ZM246 237H248V239L246 238ZM59 238V239H58ZM66 238V239H65ZM44 239V240H43ZM240 239V240H239ZM59 240V241H58ZM74 240V241H73ZM81 240V241H80ZM239 240V241H238ZM260 240V241H259ZM64 241V242H63ZM71 241H73V242H71ZM210 241H211V244H210ZM215 242L214 243V245H212L213 244V242ZM222 241H223V243H222ZM55 242V243H54ZM51 243V245H49ZM58 243V244H57ZM68 243V244H67ZM204 243V244H203ZM259 243H260V245H259ZM210 244V245H209ZM222 244V245H221ZM44 245H47V247H46V249L47 250H45L44 248H45V246ZM201 245V246H202ZM206 246V248H205V246ZM216 245H218V247H216ZM70 248V249H67L66 251L67 252H65V251H63L64 250V248H68V247ZM35 247V248H34ZM42 247V248H41ZM72 247V246H71ZM224 247V248H223ZM34 248V250H32ZM43 249L42 251H41V249ZM252 248V249H251ZM261 248V249H260ZM262 248H263V250H262ZM37 249V250H36ZM39 249V250H38ZM221 249L223 250V251H221ZM257 249V250H256ZM254 250V251H253ZM255 250H256V252H255ZM260 250H262V251H260ZM9 251V252H8ZM37 251H40L39 253L37 252ZM204 251V252H203ZM219 251H221V252H219ZM35 252V253H34ZM42 252V253H41ZM216 252V253H215ZM220 253V254H217V253ZM263 252V253H262ZM4 253V254H3ZM13 253V254H12ZM23 253V254H22ZM27 253V254H26ZM29 253V254H28ZM44 253V254H45ZM211 253V254H210ZM262 253V254H261ZM25 255V256H24ZM69 255V256H68ZM223 255V256H222ZM258 255V256H257ZM214 256H216V257H214ZM220 256L222 257V258H220ZM33 257H35V258H33ZM40 257V258H39ZM59 257V258H58ZM218 257V258H217ZM261 257V258H260ZM263 257V258H262ZM189 258H191V257H189ZM210 258H208V260L210 259ZM220 258V259H219ZM231 260V259H233V260H229V259ZM258 258V259H257ZM259 258H260V260H259ZM235 259V260H234ZM255 259H257V260H255ZM46 260V261H45ZM255 260V261H254ZM263 262H262V261ZM26 261V262H25ZM187 261H190V262H188L189 264H199V262H194V261H191V260H187ZM228 261H230V262H228ZM234 261V262H233ZM253 261V263H251V262ZM261 261V262H260ZM28 262V263H27ZM47 262V263H46ZM232 262V263H231ZM242 262H245V263H242Z\"/></svg>",
    "mask_w": 264,
    "mask_h": 264
}]
</instances>
